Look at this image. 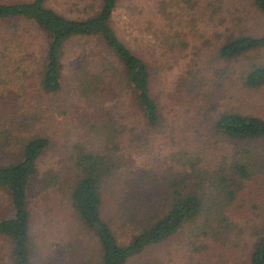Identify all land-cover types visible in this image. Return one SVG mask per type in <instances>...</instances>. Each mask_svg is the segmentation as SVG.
<instances>
[{
  "label": "rangeland",
  "instance_id": "374dc122",
  "mask_svg": "<svg viewBox=\"0 0 264 264\" xmlns=\"http://www.w3.org/2000/svg\"><path fill=\"white\" fill-rule=\"evenodd\" d=\"M15 1L22 0L0 3ZM65 3L48 0L47 6L66 17H86L98 9L100 1ZM251 5L250 0H202L194 5H184L182 0L119 1L113 14L115 29L148 66L151 91L161 115L159 124L150 128L130 101L119 102L115 97L117 106L106 103L111 117L134 129L125 138L130 144L126 143L122 152L119 178L103 196L102 217L112 220L119 244L128 243L136 227L125 221L127 215L132 209L137 216L143 215V194L130 190L137 182L153 185L149 196L158 199L164 189L161 183L177 175L176 169L186 159L199 167H212L234 153L233 145L216 137L212 129L217 116L233 112L264 118V88L244 89L240 79L249 65H264V53L224 63L218 61L215 52L220 34H262L264 22ZM11 24L0 23V123L24 121L30 126L28 131L23 130L24 135L48 137L51 145L40 159V177L49 171L62 172L61 188H44L35 180L29 189L34 264H99L97 240L72 211L68 187L73 146L99 147L98 135L87 130L85 119L93 115L98 121L100 116V120L105 119L92 108L94 104L79 100L72 90L73 66H88L93 59L101 61L95 49L98 42L78 38L66 44L62 90L47 95L38 86L44 40L28 23L15 22L17 29ZM260 148L264 162V146ZM257 175L246 182L229 207L231 225L219 228L201 242L192 234L202 224L201 217L196 225L184 226L126 264H246L252 241L248 227L264 222V171ZM9 214L7 195L0 190V220ZM0 264H12L10 244L2 237Z\"/></svg>",
  "mask_w": 264,
  "mask_h": 264
},
{
  "label": "trees",
  "instance_id": "16d2710c",
  "mask_svg": "<svg viewBox=\"0 0 264 264\" xmlns=\"http://www.w3.org/2000/svg\"><path fill=\"white\" fill-rule=\"evenodd\" d=\"M62 1L65 3L68 0ZM99 1L94 13L75 18L66 17L48 7V0L0 3V23H12L10 26L13 29H17L15 22L28 23L44 40L38 86L47 95L62 90L66 44L78 38L98 42L95 49L101 61L93 59L88 66L79 63L73 66L71 73L74 79L72 90L78 99L89 101L90 106L94 104L92 108L104 114L105 119L100 120V116L98 121L96 115L85 119L87 130L95 132L100 142L99 147L94 149L73 146V153H70L69 200L83 227L97 240L99 264H126L150 246L167 241L184 226L196 225L201 217L202 224L192 231L194 239L201 242L218 232L219 228L232 224L228 209L237 200L236 195L246 182L264 171V162L260 157L263 153L260 145L264 146V118L233 112L217 116L212 129L216 137L233 145L234 153L223 157L212 167H199L197 162L189 163L190 159H186L176 169L177 175H172L166 184L164 181L161 183L164 189L158 193V199L149 196L153 190L151 184L137 182L133 188L127 184L133 194H143L144 211L142 216H137L132 209L127 215L125 221L136 227L129 242L119 244L112 230V220L102 217L103 196L105 191H111L119 178L122 152L129 140L125 138L134 129H128L126 123L111 117L106 103L116 102L113 101L115 97L119 102L130 101L150 128L159 124L161 115L151 91L148 66L115 29L113 14L120 0ZM197 1L182 0V3L194 5ZM250 2L264 22V0ZM65 10L70 11L68 7ZM226 32L230 30L226 29ZM219 38L215 51L219 62H239L253 54L264 53V30L259 36L220 34ZM240 79L244 89H263L264 65H249ZM29 128L24 121L19 124L14 120L0 123V190L6 193L10 206L9 216L0 220V237L10 244L12 264H34L29 237V189L32 183L37 180L44 188H61L59 171H49L40 177L39 162L51 142L48 137L30 133L24 135L23 130L28 131ZM248 229L252 241L246 264H264V222Z\"/></svg>",
  "mask_w": 264,
  "mask_h": 264
}]
</instances>
